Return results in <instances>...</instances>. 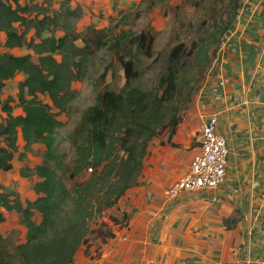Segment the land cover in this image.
I'll return each instance as SVG.
<instances>
[{
    "label": "trees",
    "instance_id": "16d2710c",
    "mask_svg": "<svg viewBox=\"0 0 264 264\" xmlns=\"http://www.w3.org/2000/svg\"><path fill=\"white\" fill-rule=\"evenodd\" d=\"M81 15V10L72 9L67 1L53 10L45 3L22 5L20 0H0V33L6 34L5 48L33 52L22 56L0 52V91L17 75L24 77L17 103L23 114L14 115L9 102L2 107L8 119L0 124V172L12 170L16 154L25 161L34 145L42 144L46 149L42 164L21 171L23 178H38L33 186L37 199L23 201L19 193L0 185V224L6 221L5 213L15 212L26 228L25 242L17 244L14 252L8 251L6 239L0 235V264H73L80 247L92 236L98 235L102 243L112 238L103 221L106 212L137 185L155 138L168 130L171 139L181 122L180 111L172 112L170 105L180 95L179 66L190 55L185 45L171 50L158 79L159 91L144 90L135 83L142 77V60L154 56V35L116 34L114 28L89 27L83 37L76 29ZM31 32L34 35L30 37ZM79 40L83 47L77 45ZM92 45L114 54L115 60L103 77L117 62L125 83L120 90L105 89L95 105L83 112L69 137L74 158L66 164L59 150L57 131L63 123L58 116L67 113L77 97L73 84L87 77ZM36 214L41 217L39 223ZM109 219L117 225L129 218L124 215L119 221L110 215Z\"/></svg>",
    "mask_w": 264,
    "mask_h": 264
},
{
    "label": "crops",
    "instance_id": "0c3cea01",
    "mask_svg": "<svg viewBox=\"0 0 264 264\" xmlns=\"http://www.w3.org/2000/svg\"><path fill=\"white\" fill-rule=\"evenodd\" d=\"M65 1L72 9L82 8L85 29L108 28L109 19L99 22L92 13L110 6L111 0L20 3H45L59 10ZM231 33L206 73L190 116L171 143L155 139L137 185L113 208L111 215L119 221L127 215L128 221L116 225L104 217L113 237L102 243L92 236L73 264H264V0H244ZM5 42L6 34L0 33V52L22 56L15 51L25 49L33 54L26 48L7 49ZM211 115L218 116V130L230 151L225 182L214 191L171 199L168 191L189 172L202 123ZM13 169L14 161L12 170L0 176ZM0 185L9 186L1 178Z\"/></svg>",
    "mask_w": 264,
    "mask_h": 264
},
{
    "label": "rangeland",
    "instance_id": "374dc122",
    "mask_svg": "<svg viewBox=\"0 0 264 264\" xmlns=\"http://www.w3.org/2000/svg\"><path fill=\"white\" fill-rule=\"evenodd\" d=\"M111 1L110 6L102 7L98 14L92 13L99 19V22L109 19L108 28H114L116 34L121 31H130L134 34L148 32L155 37L154 56L152 59L142 60L139 67L142 77L135 83L136 86L152 92L159 91L158 79L168 65L171 50L179 44L185 45L186 54L190 55L186 56L180 64L181 66H179L180 79L178 84L180 95L170 105L172 112L177 109L180 111L179 116L182 122L190 116L206 73L222 47L224 39L227 38V32H233V28L237 25L238 10L242 7L244 0ZM237 2H239L238 10L235 8ZM50 4L55 8L56 3L54 1ZM80 10L82 12V8ZM108 11L113 12L111 16L108 15ZM81 17L83 18V12ZM81 17L76 21V29L83 28L80 33L84 37L88 28L85 29L86 27L80 24ZM90 34L87 36L89 37ZM91 38L93 36L89 37V39ZM77 45L83 47L84 43L79 40ZM0 50L2 49L0 48ZM200 51L202 53L198 55ZM92 52L94 54L91 57L87 77L82 81L75 82L72 86L77 93L75 101L71 104L67 113L58 116L63 126L57 131V138L60 153L65 157L66 164L74 158L75 150L69 137L80 121L83 112L95 105L98 94L105 89L120 90L125 83L123 71L117 62L109 69L106 77H103L108 64L115 60L113 52L93 45ZM15 53L23 55L28 52L25 49H20L16 50ZM20 75L8 82L0 94V124L6 123L8 119L6 112L2 109V106L6 103L9 102V105L14 108L15 115L22 111L17 105L19 82L22 79ZM41 99L51 104L46 96H42ZM155 139H160L164 144L165 142L171 143L168 130ZM19 146L20 152H23L24 142L22 140L19 142ZM45 150L42 144L34 145L25 161L18 159L17 154L13 171L0 176L3 181L9 184L6 188L19 193L23 201L37 199L33 192V186L39 180L37 177L20 178L19 171L24 170L25 167L33 168L42 164ZM112 210L114 211V209L108 210L105 217L110 216ZM35 220L37 223L41 221L39 214L35 215ZM20 221V215L13 212L8 213L6 221L0 224V235L6 239L4 245L10 252H14V247L17 244L25 242L26 228ZM98 222L99 220L95 221L94 224ZM94 224L92 227L96 229L97 227Z\"/></svg>",
    "mask_w": 264,
    "mask_h": 264
},
{
    "label": "built area",
    "instance_id": "2783aa9c",
    "mask_svg": "<svg viewBox=\"0 0 264 264\" xmlns=\"http://www.w3.org/2000/svg\"><path fill=\"white\" fill-rule=\"evenodd\" d=\"M218 125L217 115L204 119L198 151L192 159L189 172L169 189V198L175 199L184 193L214 191L225 182L230 151Z\"/></svg>",
    "mask_w": 264,
    "mask_h": 264
},
{
    "label": "water",
    "instance_id": "95a60500",
    "mask_svg": "<svg viewBox=\"0 0 264 264\" xmlns=\"http://www.w3.org/2000/svg\"><path fill=\"white\" fill-rule=\"evenodd\" d=\"M231 35V32H227V37H229ZM226 39H224L225 41Z\"/></svg>",
    "mask_w": 264,
    "mask_h": 264
}]
</instances>
